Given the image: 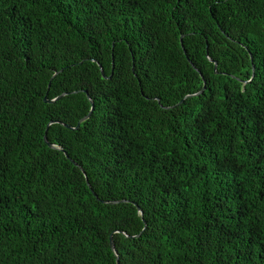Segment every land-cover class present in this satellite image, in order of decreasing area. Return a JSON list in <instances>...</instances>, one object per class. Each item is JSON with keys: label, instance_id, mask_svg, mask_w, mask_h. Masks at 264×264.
<instances>
[{"label": "trees", "instance_id": "1", "mask_svg": "<svg viewBox=\"0 0 264 264\" xmlns=\"http://www.w3.org/2000/svg\"><path fill=\"white\" fill-rule=\"evenodd\" d=\"M0 264H264V0H0Z\"/></svg>", "mask_w": 264, "mask_h": 264}, {"label": "water", "instance_id": "2", "mask_svg": "<svg viewBox=\"0 0 264 264\" xmlns=\"http://www.w3.org/2000/svg\"><path fill=\"white\" fill-rule=\"evenodd\" d=\"M210 61H212V60H210ZM212 62L214 63V70H215V69H216V63H215L214 61H212ZM192 67H194V66H192ZM101 74H102V76H103L104 78H106V77L104 76V74H103L102 71H101ZM106 79H109V77L106 78ZM204 89H205V85H203L202 90H201L199 93H197V94L202 93V92L204 91ZM85 93H86V92H85ZM197 94H195V95H197ZM64 95H65V93L61 94L59 97H57V98H55V99H52V100H47V98L45 97V98L43 99V101H44L45 103H53V102H55L56 100H58L59 98L63 97ZM86 96H87V98H88V100L90 101V104H91V108H90L89 113L77 123L76 127H70V126H65V127L69 128V129H71V130H77V129L79 128L81 122H83V121H85V120H87V119L90 118V116H91V114H92V112H93V109H94V105H93V103H92V101H91V99H90V97H89V95H88L87 93H86ZM179 104H181V102H179L178 105H179ZM44 141L47 143V145H48L49 148H51V149H56V150H59V151H63L61 148H58L57 146H54V145L48 143L46 136L44 137ZM63 152H64V151H63ZM65 157H66L70 162H72V163L74 164V166H77V164H76L75 162H73V161L68 157V155L65 154ZM80 169H81V168H80ZM81 171H82V173L85 175V173H84V171H83L82 169H81ZM85 179H86V183H87V185L89 186V184H88V180H87L86 177H85ZM92 193H93V195L95 196L94 192H92ZM102 202H103V203H106V204H117V203H119V202H125V201H113V202L102 201ZM137 210H138L139 214L141 215L142 213H141V210H140L139 207H137ZM110 247H111L112 251L115 252V250H114V245H113V242H112L111 237H110ZM117 262H118V259H117Z\"/></svg>", "mask_w": 264, "mask_h": 264}]
</instances>
